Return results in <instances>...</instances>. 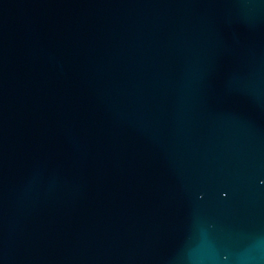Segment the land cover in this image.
<instances>
[{"label":"water","instance_id":"obj_1","mask_svg":"<svg viewBox=\"0 0 264 264\" xmlns=\"http://www.w3.org/2000/svg\"><path fill=\"white\" fill-rule=\"evenodd\" d=\"M0 264H264V0H0Z\"/></svg>","mask_w":264,"mask_h":264}]
</instances>
